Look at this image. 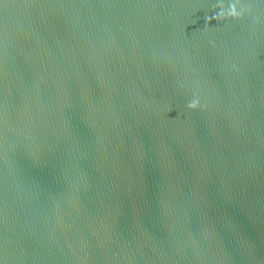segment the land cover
<instances>
[{"label":"water","instance_id":"95a60500","mask_svg":"<svg viewBox=\"0 0 264 264\" xmlns=\"http://www.w3.org/2000/svg\"><path fill=\"white\" fill-rule=\"evenodd\" d=\"M0 264H264V0H0Z\"/></svg>","mask_w":264,"mask_h":264},{"label":"clouds","instance_id":"9594fccd","mask_svg":"<svg viewBox=\"0 0 264 264\" xmlns=\"http://www.w3.org/2000/svg\"><path fill=\"white\" fill-rule=\"evenodd\" d=\"M217 7L220 9V11L214 17H210L209 22H211V19H215L217 21H220V20H223V19L229 18V17L238 18L240 15V13L237 11V7L235 4L231 5L228 10L224 9L223 4H219V5H217ZM188 107L192 108V109L199 107V100L198 99L193 100L191 103H189Z\"/></svg>","mask_w":264,"mask_h":264}]
</instances>
